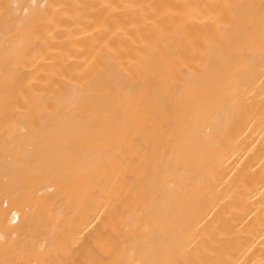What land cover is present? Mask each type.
<instances>
[{
    "label": "bare ground",
    "instance_id": "1",
    "mask_svg": "<svg viewBox=\"0 0 264 264\" xmlns=\"http://www.w3.org/2000/svg\"><path fill=\"white\" fill-rule=\"evenodd\" d=\"M0 264H264V0H0Z\"/></svg>",
    "mask_w": 264,
    "mask_h": 264
}]
</instances>
